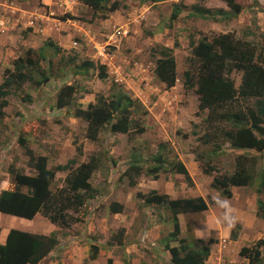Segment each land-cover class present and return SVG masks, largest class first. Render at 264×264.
Segmentation results:
<instances>
[{
	"label": "rangeland",
	"instance_id": "1",
	"mask_svg": "<svg viewBox=\"0 0 264 264\" xmlns=\"http://www.w3.org/2000/svg\"><path fill=\"white\" fill-rule=\"evenodd\" d=\"M118 1L121 3L118 13L108 14L107 19L92 18L93 11L78 3L80 12L75 10L67 14L76 18L70 21L78 24L76 30H80L81 35L78 36L76 31L69 29L73 34L66 40L68 49H64L58 44L61 46L64 36L69 33L63 30L65 27L52 28L47 33L42 28L41 32L37 31L35 34H30L32 27L28 31L22 29V25H19L20 29L14 30L10 28L11 23L1 21L4 19L3 12H8L10 6L14 8L25 0H0V84L3 82L4 71L13 69L12 64L18 58L26 66L35 63L32 69L33 81L25 82L21 87L12 84L5 101L0 99V112L3 114L0 118V191L8 188L10 175L7 169L12 164L17 170L24 172V175L35 177V173L27 167L28 156L19 146L20 138H25L28 148L35 156L47 158L48 169L55 170L59 165L65 167L55 175L51 187L53 191L64 187V179L70 175L69 170L94 158L98 168L90 183L96 190L95 197L85 201L77 212H65L66 223L61 227L59 245L41 264H168L163 244L172 232V228L168 227L171 224V214L151 207L147 209L135 196L148 191L145 190L150 186L147 184L152 178L144 177V173L148 166H152L149 160L156 155L158 146L163 144L162 151L167 161L174 160L172 142L175 139L176 159L177 153L192 155L199 161L200 168L211 170L208 175L196 176L193 173L191 185L186 184L179 176L174 177L176 198L202 197L208 205L205 212L178 216L181 230L178 238L187 239L192 246L197 245L195 240H214L209 244L210 255L205 264H247V260L239 256V251L243 247L251 248L258 240H262L260 264H264V219L256 216L257 201L264 200V193H257L260 189V173L264 170V151L232 148L225 135L231 129L230 125L213 122L208 118L207 111H200L194 90L185 91L179 87L181 85L166 90L153 73V48L165 46L172 49L177 69L183 74L188 68L187 58L191 54L189 41L197 43L202 36L210 40L221 34L222 26H212L211 22L200 23L204 31H199L195 23L200 19L194 21L186 15L191 8L202 5L215 10L221 7L225 9L226 5L222 1L219 5L214 2L207 4V0H168L157 4H140L138 0ZM257 1L236 0L242 9L249 12V19L238 20L237 24L241 26L236 29L239 36H235L236 31L232 34L235 38H244L242 33L251 32L253 35L244 40L253 39L256 45L261 38L260 31L264 29V22L256 20L255 9L264 13ZM38 2L41 4V0L34 3L41 6ZM174 5L181 9L180 25H194L189 28L187 35L181 32L182 27L178 28L179 18L170 21ZM139 7H148L147 11L153 9L158 12H138L136 9ZM61 16L64 14H54L56 18ZM104 21L110 27L101 24ZM8 24L9 27L5 28ZM210 26L215 29L208 28ZM117 30L127 31L128 34L120 36L122 40L117 49L109 50L110 55L104 61L108 66L106 80L98 78L97 66L100 61L96 59L87 75L61 77L59 65L74 60L73 63L70 62L77 68L83 60L94 58L95 44H103L105 36ZM228 31H232L231 26L223 29V32L229 33ZM48 40L54 42L61 51L54 56L52 48L47 47L46 60L38 62L39 49ZM74 42L78 43L77 47L73 46ZM38 72L49 75V81L36 87L35 80L41 78ZM231 78L237 87L242 73L233 71ZM119 79L125 81L117 82ZM178 80L182 84V76ZM146 83L151 87H146ZM70 84L79 89L73 104L66 109H57L56 93L63 85ZM113 84L115 92L123 91L139 102L140 105L132 111L131 117L145 131L142 134H114L107 127L96 141H90L87 139V124L75 118L73 112L77 107L85 109L89 103H94L96 96H110ZM143 108L147 110L145 116L142 115ZM238 156L248 160L252 181L246 187L230 188L232 197L227 199L236 209L238 223L234 229L226 232L209 223V218L220 212L215 207L213 197L222 195L211 184L214 177L234 172ZM136 159L143 162V174L140 177L131 175V179H128L123 173ZM132 180L139 187L132 185ZM161 185L163 188L166 186V192H173L169 191L165 183L162 182ZM261 190L264 191V188ZM114 203L124 206L121 213H112L110 206ZM249 213L250 220L255 225L245 223L249 222ZM39 216L37 214L33 220H25L0 214V242L3 243L10 229L35 234L50 233V222L42 221ZM204 224H208V230L204 233L197 232L205 230ZM120 231L121 245L116 241L117 238L121 239Z\"/></svg>",
	"mask_w": 264,
	"mask_h": 264
},
{
	"label": "trees",
	"instance_id": "2",
	"mask_svg": "<svg viewBox=\"0 0 264 264\" xmlns=\"http://www.w3.org/2000/svg\"><path fill=\"white\" fill-rule=\"evenodd\" d=\"M79 3L89 7L92 11V18L107 19L108 14L114 13L121 8L118 0H77ZM168 0H138L140 4L162 3ZM228 11L222 9L191 8L192 15L201 19L230 20L238 17L243 10L236 0H221ZM101 11V12H100ZM106 11V12H102ZM181 13L178 5H174L170 21H176ZM220 16V19L216 18ZM61 21L75 20L76 18L65 14L59 17ZM172 24V23H171ZM262 40L264 39V35ZM259 47L255 43L236 39L232 34H219L210 40L202 36L197 43L189 41L191 50L188 60V68L180 73L176 68L173 50L158 46L153 48L155 60L154 76L166 90L179 86L185 91L194 90L198 99L200 111H207L208 118L213 122L227 123L231 129L225 133L226 140L236 150L264 151V42ZM52 48L53 55L61 51L54 42L47 41L39 49L38 59L46 60L45 49ZM178 44L176 42V48ZM47 48V49H48ZM31 53V50H28ZM155 55H158L157 57ZM74 60H69L58 66L62 78L74 75H87L89 69L94 67L92 60H83L77 68L72 66ZM13 69L4 71L3 82L0 84V99L8 95L12 84L21 87L25 82L33 81V65L26 66L20 58L13 62ZM98 78L107 79L106 68L103 65L97 66ZM57 70V69H56ZM239 71L242 73L240 84L236 87L231 73ZM41 76L34 84L39 87L49 81V75L45 72H38ZM182 76L183 82L180 84ZM177 85V86H176ZM110 96H96L94 103H89L85 109L77 107L73 112L75 118L83 120L87 124V139L96 141L100 133L109 127V132L114 134H136L144 133V128L138 127L131 117L132 111L138 108L139 102L133 100L123 91L114 90ZM79 89L76 85H63L56 94L55 106L57 109H66L73 104ZM251 101V103H249ZM3 107V104H2ZM147 110L143 108L142 115ZM137 125V126H136ZM19 146L28 156L27 166L35 172V177L24 175L17 170L13 164L7 169L10 181L6 190L0 191V214L18 217L25 220H32L37 214L42 215L53 225L65 226V212L68 210L77 212L84 202L93 198L96 190L91 186L90 179L97 170L94 158L88 162L81 163L71 171V174L64 180V187L59 190H52V182L55 172L62 171L65 167H57L55 170L47 168L45 156H35L28 148L25 138L19 139ZM163 144L158 146L155 156L151 157L146 169V176L158 180L162 173L182 175L186 184L191 185L192 180L183 163L174 158L172 162L167 161L163 154ZM243 156L236 158L235 170L230 175L215 177L211 186L221 191L226 198H231L230 187H245L252 181L251 169ZM140 159L131 163L123 173L131 179V175L140 177L143 174ZM204 174H210L211 170L202 168ZM260 189L258 194L264 193V170L260 173ZM132 185H136L132 180ZM136 199L141 200L145 207L155 210L170 212L172 232L164 242L163 248L170 254V264H205L209 255V244L213 240L204 242L195 240L197 245L192 246L187 239H179L180 223L178 216L197 214L208 210L207 203L201 198H176L173 199L166 194H159L151 191L144 195L137 193ZM124 206L120 203L111 205V211L119 214ZM257 217L264 219V200L257 201ZM168 222V219H166ZM120 238L116 241L121 245L122 231ZM178 242L173 247L171 243ZM57 233L48 235L27 233L11 229L5 239L0 243V264H41L50 253L58 246ZM262 240H258L253 247H243L239 255L248 260L247 264L261 263Z\"/></svg>",
	"mask_w": 264,
	"mask_h": 264
},
{
	"label": "crops",
	"instance_id": "3",
	"mask_svg": "<svg viewBox=\"0 0 264 264\" xmlns=\"http://www.w3.org/2000/svg\"><path fill=\"white\" fill-rule=\"evenodd\" d=\"M35 1L36 0H30L28 2L25 0L24 3H18V6L14 7V8H12L11 6L10 7L8 6L9 10H7L8 12H3L4 15H2V17H4V19L1 21H3V22L6 21L5 23H11L12 25L10 26V28H14V30L20 29L21 27L19 28V25H22V29L28 30V31L32 27V31L30 32V34H35L37 31H38L37 33H39L42 31V28L44 29L43 32L47 33L48 30L49 31L53 30L52 28L59 29V27H61V28L65 27V28H63V30H65L66 32H69L68 30L70 29L72 31H76L78 36L81 35V33H79L80 30H76V29H78L77 23H72L70 20H67L66 22H61V21H58V20L51 18L52 15L57 14L58 12L63 13V14H67V13H70V11H75V10L77 12H80L78 10L80 3L77 0H48V1L41 0V4L38 2L41 6H38V4L36 5V3H34ZM213 2L217 3L219 5L221 3V0H207L206 3L211 4ZM222 3H224V2L222 1ZM257 3H258V6H260L262 8V10H264V1L258 0ZM224 4H223V6L226 5V4L225 5ZM28 6H30V8H27ZM201 7L205 8V9H211L209 7L202 6V5L197 6V8H201ZM225 7H226L225 9L223 7L215 8V9H222L224 12H227L228 8H227V6H225ZM147 9H148V7H139L136 10L138 12H140V11L141 12H158V11L153 10V9H149V11H147ZM136 10L133 12H136ZM81 11H83V9H81ZM256 11H258V10L255 9V11H254L256 13V15H255L256 20L264 22V13H260L259 11L258 12H256ZM114 13H116V12H114ZM192 14H193V12H191V10H190V12L186 13V15L189 19H194V21L200 19L199 21H196V23H195V25H196L195 27H197V29L199 31H201V32L204 31L203 27L200 23L211 22L212 26H222L220 29L221 34H228L227 32H223V29H226L227 26H231L232 31H228V32L231 34H234V32L236 31V33H235L236 37L239 36V34L237 33L238 31L236 29H239L241 27L240 25L237 24L238 20L241 21V20L249 19V17H248L249 12L245 9H243L241 11V13L238 15V17L231 18L230 20L226 19V20L214 21L211 19V21H205L204 19L198 18L199 16L197 17L196 15H192ZM181 17H183V16H181ZM216 18L220 19V16L217 15ZM179 20L180 21L177 23V25H178V28H181L182 25H180L181 24L180 23L181 22L180 17H179ZM107 21H104V23H101V24H103L105 27H110V26L106 25ZM186 23H189V22H186ZM34 24H36V26H34ZM189 24H193V23H189ZM2 25H3V23H2ZM81 26L82 25H79L80 28H82ZM184 26L185 27H182L181 32L185 33V35H187L189 33V28L191 26H194V25H189V26L184 25ZM212 26H210L208 28L215 29ZM8 27H9V24L5 26V28H8ZM2 28H4V27H2ZM260 33H261L260 35H264V29L263 28L261 29ZM71 34H73V33L72 32L67 33L64 36V39H63L61 46H60V44H58V45L60 47H65L64 49H68V46H66V44H67L66 40L72 36ZM242 34H243L244 38H236V39L245 41V40H248L247 38L250 35L251 36L253 35L251 32H244ZM260 35L258 36V39H259ZM247 42L254 43V40L252 39V40H249ZM262 42H264V39L262 40V36H261V38L258 41V44H261ZM176 68H177V65H176ZM149 81H150V79H149ZM146 87L150 88L151 86L149 85V83L148 84L146 83ZM173 141L174 142H172V145H173L172 147H173V150H174L175 155H176V140L173 139ZM177 156H178V160L180 162H182L184 164V166L187 168L191 177H192L193 173L196 176H198V174H201L199 164H198V162H196L194 160L192 155H181V154L177 153ZM175 176H179V178L184 181V177L182 175H179V174H172V173H167L165 175L161 174L158 180L148 181L147 185H150V186L148 188L146 187L145 191L148 190L146 192V194L151 192V191H156L159 194H166V195L170 196L171 198L176 199V185H174V183H173V181L176 180V179H174ZM162 182L165 183V185H168L169 191L172 190L173 192H171V193L166 192L165 191L166 186H165V188H163L161 185ZM136 186L139 187V184H137ZM191 198H194V197H191ZM239 211H241V209H239ZM254 211H256V207H254ZM248 217H249V222H245V223H249L250 225H255V222H251L252 220H250V218H251L250 213H249ZM38 218H40L42 221L47 220L42 215H40ZM49 225H50V228L52 229V230H50V232L54 231V229H55L54 226L50 223H49ZM168 227L172 228V225L170 224ZM6 235H7V233H6ZM6 235L4 237L3 243L5 242ZM0 243H2V242H0ZM172 244H175V243H172ZM164 255H168V254L166 253Z\"/></svg>",
	"mask_w": 264,
	"mask_h": 264
},
{
	"label": "clouds",
	"instance_id": "4",
	"mask_svg": "<svg viewBox=\"0 0 264 264\" xmlns=\"http://www.w3.org/2000/svg\"><path fill=\"white\" fill-rule=\"evenodd\" d=\"M239 4V3H238ZM83 5V4H82ZM84 7H86V8H89V7H87V6H85V5H83ZM197 7V6H196ZM202 8V7H201ZM90 9V8H89ZM117 12V11H116ZM65 15V14H64ZM180 16V15H179ZM51 18H53V19H55V20H58V21H61L60 19H58V18H56V17H54V15H52L51 16ZM179 18V17H178ZM69 20V19H68ZM67 21V20H66ZM66 21H61V22H66ZM121 32H124V31H121ZM126 32V34H125V36L128 34V32L127 31H125ZM121 35H115V32L113 31V32H110V34H107L106 36H105V41H103V44L102 43H97V44H95V51H94V58H92V59H90V60H92L93 62H94V59H96V60H99L100 62V65H103V66H105V68L106 67H108L106 64H105V60H107V57H109V50L110 49H117L118 48V44H120V42H121V40H122V38L120 37ZM48 41H50V40H48ZM73 44V46L74 47H77V42H74V43H72ZM102 45H105L106 47H105V49H106V57H99L98 55H97V50H96V47L97 46H102ZM259 45V44H258ZM258 45H257V47H258ZM60 47V46H59ZM41 49V48H40ZM176 62V61H175ZM95 63V62H94ZM177 65V64H176ZM8 69H10V68H8ZM12 69V68H11ZM118 81H125V80H121V79H119V80H117V82ZM164 85V84H163ZM57 94V93H56ZM3 100L5 101V97L3 98ZM2 109H3V107H2ZM1 109V110H2ZM3 116V114H1V112H0V118ZM99 137V136H98ZM19 143V142H18ZM20 145V144H19ZM251 150H253V149H251ZM246 151H248V150H246ZM255 151V150H254ZM174 158H176V155H175V157ZM173 158V159H174ZM178 159V158H177ZM196 162H199L197 159H194ZM179 161V160H178ZM84 163V162H83ZM182 163V162H181ZM81 164V163H80ZM79 164V165H80ZM79 165H77V166H79ZM184 165V164H183ZM76 166V167H77ZM28 167V166H27ZM58 167H62L61 165H59ZM75 167V168H76ZM29 168V167H28ZM75 168H73V169H71V170H69V174H71V171L72 170H75ZM186 168V167H185ZM200 168V167H199ZM30 169V168H29ZM187 169V168H186ZM31 170V169H30ZM188 171V170H187ZM62 171H56L55 172V175L56 174H58V173H61ZM200 172H201V174H204L203 172H202V168H200ZM24 173V172H23ZM33 173H35L34 171H33ZM188 173H189V171H188ZM211 173V172H210ZM163 175H165V174H167V173H162ZM93 175V174H92ZM161 175V174H160ZM160 175H159V177H160ZM204 175H208V174H204ZM189 176L191 177V175H190V173H189ZM68 177V176H67ZM54 178H55V176H54ZM215 178V177H214ZM213 178V179H214ZM159 179V178H158ZM65 180V179H64ZM153 180V179H152ZM191 180H192V177H191ZM184 181H185V179H184ZM193 182V181H192ZM186 183V182H185ZM91 184V183H90ZM91 186H92V184H91ZM249 186V185H248ZM93 187V186H92ZM246 187V186H245ZM213 188V187H212ZM231 188V187H230ZM230 188H229V190H230ZM238 188H241V187H238ZM231 192V191H230ZM150 193V192H149ZM149 193H147V194H149ZM147 194H144V195H147ZM95 197V196H94ZM93 197V198H94ZM93 198H89V197H87V200H89V199H93ZM195 198V197H194ZM193 198V199H194ZM199 198V197H198ZM202 198V197H201ZM203 199V198H202ZM228 199H230V198H228ZM226 197H223L222 195H220V194H217L216 196H214L213 197V202H214V204H215V207L217 208V209H219L220 210V212H219V215H212L210 218H209V223L210 224H212V225H214L216 228H218V229H223L224 231H226V232H230L232 229H234L235 228V226H236V224L238 223V216L236 215V209L233 207V205H232V203H231V201L230 200H228ZM86 200V201H87ZM84 206V205H83ZM208 206V205H207ZM111 207V206H110ZM81 208V207H80ZM79 208V209H80ZM149 209V208H148ZM258 209V208H257ZM18 218V217H17ZM50 222V221H49ZM51 223V222H50ZM52 224V223H51ZM53 225V224H52ZM205 226H206V228H205V230L204 231H201V230H197V232H199V233H204L205 231H207L208 230V224H204ZM54 226V231H52V232H50V233H48V234H51V233H53V232H55V233H57V235H58V240L60 241V238H61V236H60V231H61V228L60 227H58L57 225H53ZM11 230V229H10ZM9 230V231H10ZM8 231V232H9ZM21 231V230H20ZM8 232H7V234H8ZM25 232V231H24ZM0 233H1V229H0ZM27 233H29V232H27ZM35 234V233H34ZM48 234H42V235H48ZM7 236V235H6ZM201 238H203V237H201ZM210 240V239H209ZM212 240V239H211ZM214 241V240H213ZM5 243V242H4ZM3 243V244H4ZM2 244V243H1ZM59 245V244H58ZM172 246V245H171ZM176 246V245H175ZM175 246H173V247H175ZM56 249V248H55ZM54 249V250H55ZM53 250V251H54ZM52 251V252H53ZM164 251H166L165 249H164ZM51 252V253H52ZM240 252V251H239ZM50 253V254H51ZM166 253L168 254V258H167V262H168V264H170V254H169V252L168 251H166ZM166 256V255H165ZM164 256V257H165ZM240 256V255H239ZM49 257V256H48ZM245 259V258H244ZM247 260V259H246ZM247 263H248V260H247Z\"/></svg>",
	"mask_w": 264,
	"mask_h": 264
},
{
	"label": "built area",
	"instance_id": "5",
	"mask_svg": "<svg viewBox=\"0 0 264 264\" xmlns=\"http://www.w3.org/2000/svg\"><path fill=\"white\" fill-rule=\"evenodd\" d=\"M126 34V32L124 31V32H119V30H117L116 32H115V35H125ZM105 45H102V46H97L96 47V50H97V55L99 56V57H106V49H105Z\"/></svg>",
	"mask_w": 264,
	"mask_h": 264
}]
</instances>
